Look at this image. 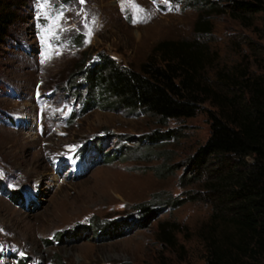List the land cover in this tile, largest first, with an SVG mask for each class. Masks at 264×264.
<instances>
[{"label": "rangeland", "instance_id": "1", "mask_svg": "<svg viewBox=\"0 0 264 264\" xmlns=\"http://www.w3.org/2000/svg\"><path fill=\"white\" fill-rule=\"evenodd\" d=\"M0 1L15 14L0 41V264H207L228 228L190 161L215 107L166 121L142 108L83 112L76 86L102 53L140 70L163 61L165 41L193 43L206 82L264 78V12L243 23L229 0ZM116 220L121 236L99 237Z\"/></svg>", "mask_w": 264, "mask_h": 264}, {"label": "trees", "instance_id": "2", "mask_svg": "<svg viewBox=\"0 0 264 264\" xmlns=\"http://www.w3.org/2000/svg\"><path fill=\"white\" fill-rule=\"evenodd\" d=\"M226 7L246 23L264 12V0H229ZM14 21V12L0 1V41ZM192 47L191 42H162L156 52L163 61L151 58L140 70L102 53L81 71L76 86L83 95V112L95 107L142 108L166 121L193 117L209 101L215 107L208 111L211 134L190 162L204 180L202 199L212 205L213 220L228 230L212 237L207 264H264V78L247 69L242 76L219 71L216 80L206 82L205 59ZM171 138V131L161 136ZM139 209L146 215L144 224H149L152 208L143 203ZM104 224L99 237L121 236V221Z\"/></svg>", "mask_w": 264, "mask_h": 264}, {"label": "snow or ice", "instance_id": "3", "mask_svg": "<svg viewBox=\"0 0 264 264\" xmlns=\"http://www.w3.org/2000/svg\"><path fill=\"white\" fill-rule=\"evenodd\" d=\"M81 2L83 3V0H81ZM41 7H44V5H41Z\"/></svg>", "mask_w": 264, "mask_h": 264}]
</instances>
